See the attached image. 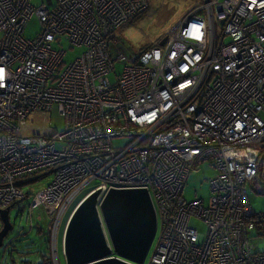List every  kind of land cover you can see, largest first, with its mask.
<instances>
[{"label": "built area", "instance_id": "2783aa9c", "mask_svg": "<svg viewBox=\"0 0 264 264\" xmlns=\"http://www.w3.org/2000/svg\"><path fill=\"white\" fill-rule=\"evenodd\" d=\"M35 1L0 0V210L29 200L47 214L54 241L90 183L89 191L142 189L161 218L149 264H264V209L247 197L252 183L264 192V0H203L163 45L129 53L115 32L147 0ZM34 15L40 31L27 39ZM62 38L85 47L68 64L53 47ZM54 106L62 130L23 132L29 116ZM204 161L217 171L207 206L183 197ZM49 173L34 191L31 179Z\"/></svg>", "mask_w": 264, "mask_h": 264}, {"label": "rangeland", "instance_id": "374dc122", "mask_svg": "<svg viewBox=\"0 0 264 264\" xmlns=\"http://www.w3.org/2000/svg\"><path fill=\"white\" fill-rule=\"evenodd\" d=\"M32 2L37 3L35 0H32ZM202 2L203 0H147V7L144 12L135 17L132 22L118 28L115 32V38L119 39L122 47L127 49L128 53L132 51L137 52L139 49L151 46L160 38H163L192 7L199 5ZM39 31L40 25L38 19L34 15L28 21L23 35L27 39H33ZM225 40H228V38ZM53 47L66 50L63 59L64 64L74 61L85 51V47L72 46L63 38L59 43H55ZM122 67L123 64L116 63L114 70L115 73L120 74ZM115 73L111 72L108 75L111 82H114L116 79ZM63 123V118L58 114L57 108L54 106L53 109L45 115L29 116L23 132L27 135L37 132L52 134L55 131L62 130ZM126 140V138H118L114 139V143L121 145L124 144ZM216 174L217 171L208 161H204L198 166L193 167L187 176L183 190V197L186 202L201 198L204 201V205L207 206L211 196L209 180L214 178ZM52 179L53 175L52 173H49L34 181L31 184L32 189L36 191L38 188H43L47 186ZM94 185H96V181L90 183L83 193L74 198L67 211L62 215L59 221V231L56 242L55 240L52 241L49 239L48 244V241H46L51 223L47 214L42 211L41 207L31 208L29 206V200H27L24 206H15L9 210V220L13 224V229L4 238L3 244L5 245L10 240L19 238L17 236L18 234H23L22 237L26 236V239L22 240L20 245L19 243H15V245H19L18 249L13 253L16 264H38L42 262L44 256L48 258L50 257V261H45V264H65L60 242L61 231L71 209L74 207L76 201L79 200L78 198L81 195L83 196V194H86ZM256 186L258 187V185ZM28 188L29 185L24 187L25 190H28ZM247 197L248 202L254 211L259 212L264 209V192L259 190L256 193L255 190L249 189ZM190 225L195 227L200 233H205L207 230L206 224L195 217L190 219ZM38 229H41L42 232L37 233ZM160 232L161 218L159 216L157 218L154 238L152 239L141 264L150 263L159 240ZM2 249L3 248L0 247V253ZM18 250H21L23 253L19 254ZM260 250H264V240L260 243ZM27 260L29 262H26ZM6 262L7 264H12V259L9 258Z\"/></svg>", "mask_w": 264, "mask_h": 264}, {"label": "water", "instance_id": "95a60500", "mask_svg": "<svg viewBox=\"0 0 264 264\" xmlns=\"http://www.w3.org/2000/svg\"><path fill=\"white\" fill-rule=\"evenodd\" d=\"M165 37L159 42L163 45ZM157 216L142 189H93L74 206L65 225V264H141L154 238ZM13 229L0 210V247Z\"/></svg>", "mask_w": 264, "mask_h": 264}, {"label": "trees", "instance_id": "16d2710c", "mask_svg": "<svg viewBox=\"0 0 264 264\" xmlns=\"http://www.w3.org/2000/svg\"><path fill=\"white\" fill-rule=\"evenodd\" d=\"M147 47H150V46H147ZM147 47H145V48H147ZM250 188L252 189V190H255L256 188H254L253 187V183L252 184H250ZM257 193V192H256ZM85 196V194H83V196L81 195L78 199V201H76V203H75V205L80 201V199L82 198V197H84ZM74 205V206H75ZM74 208V207H73ZM72 208V209H73ZM72 209H71V211H72ZM48 234H49V236L48 237H46V241H48V244H49V239H50V231H48ZM19 238H15V239H12V240H10L7 244H5V246H2V251H1V253H0V264H7V260L10 258V259H12V264H16V261H14V257H13V253L15 252V250H17L18 249V246L20 245V243H21V241L22 240H25L26 239V236L25 237H22L23 236V234L21 235H17ZM15 243H19V245H15ZM6 252H7V254H6ZM18 253L19 254H21V253H23L21 250H18ZM45 261H50V257L48 258V257H46V256H44V259L42 260V262L41 263H38V264H45ZM21 262V261H20ZM26 262H29L28 260L26 261Z\"/></svg>", "mask_w": 264, "mask_h": 264}, {"label": "crops", "instance_id": "0c3cea01", "mask_svg": "<svg viewBox=\"0 0 264 264\" xmlns=\"http://www.w3.org/2000/svg\"><path fill=\"white\" fill-rule=\"evenodd\" d=\"M70 215V214H69ZM69 217V216H68ZM68 217H67V220H68ZM67 220H66V222H67ZM65 225H66V223H65ZM65 225L63 226V229H62V231H61V237H60V242H61V246H62V243H63V234H64V229H65ZM58 231H59V229H58ZM58 231H57V233H56V235H55V242H56V240H57V236H58ZM39 232H42V230L41 229H38L37 230V233H39ZM48 236H49V234H48ZM47 236V237H48ZM62 239V240H61ZM62 252H63V250H62ZM57 261H58V259H57ZM58 263H59V261H58Z\"/></svg>", "mask_w": 264, "mask_h": 264}, {"label": "clouds", "instance_id": "9594fccd", "mask_svg": "<svg viewBox=\"0 0 264 264\" xmlns=\"http://www.w3.org/2000/svg\"><path fill=\"white\" fill-rule=\"evenodd\" d=\"M162 39V38H161ZM31 181H36V177H33L32 179H31ZM50 240H51V238H50Z\"/></svg>", "mask_w": 264, "mask_h": 264}]
</instances>
